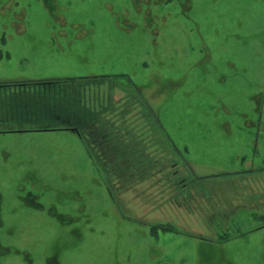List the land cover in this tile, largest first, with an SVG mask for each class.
Listing matches in <instances>:
<instances>
[{
    "label": "rangeland",
    "instance_id": "rangeland-1",
    "mask_svg": "<svg viewBox=\"0 0 264 264\" xmlns=\"http://www.w3.org/2000/svg\"><path fill=\"white\" fill-rule=\"evenodd\" d=\"M0 264H264V0H0Z\"/></svg>",
    "mask_w": 264,
    "mask_h": 264
},
{
    "label": "crops",
    "instance_id": "crops-1",
    "mask_svg": "<svg viewBox=\"0 0 264 264\" xmlns=\"http://www.w3.org/2000/svg\"><path fill=\"white\" fill-rule=\"evenodd\" d=\"M44 118H48V117H44ZM58 118H60V117H56L55 119L60 120V119H58ZM27 121H29V120H27ZM60 121L62 122V120H60Z\"/></svg>",
    "mask_w": 264,
    "mask_h": 264
}]
</instances>
